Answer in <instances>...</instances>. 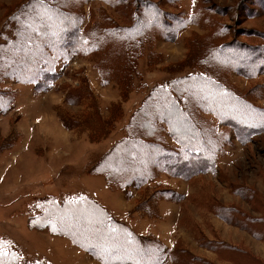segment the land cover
Returning a JSON list of instances; mask_svg holds the SVG:
<instances>
[{
	"label": "rangeland",
	"instance_id": "374dc122",
	"mask_svg": "<svg viewBox=\"0 0 264 264\" xmlns=\"http://www.w3.org/2000/svg\"><path fill=\"white\" fill-rule=\"evenodd\" d=\"M30 1L0 0V44L13 38L12 18L24 14ZM120 1L127 7L81 0L83 20L76 47L66 53L50 52L56 56L51 70L42 66L39 75L28 66L19 76H13L16 66L3 70L0 252L16 254L12 260L19 264L32 260L46 264L43 259L55 264H101L60 239L66 238L57 233L61 225L52 226L54 231L36 229L45 204L61 205L87 194L114 219L126 226L133 223L137 231L151 235L146 238L170 251L162 264H185L186 253L194 259L188 264H264V129L236 133L212 113L203 114L220 138L214 166L207 172L194 165L186 178L160 173L147 187L130 193L109 186L104 176L91 177L93 166L127 138L135 111L154 88H178L184 79L207 76L199 62L205 61L210 40L223 45V52L232 57L260 52L264 0ZM135 5L160 7L169 23L180 13L189 20L173 41L154 32L147 38L145 30L128 42L119 38L94 44L89 31L97 24L106 26L108 17L131 36L132 28H127L132 21L123 10L131 14ZM216 32L222 37L215 38ZM119 43H124L126 52ZM261 64L258 76L226 74L228 85L245 94L259 111L256 121L264 117ZM167 134V142L177 149ZM163 192L173 193V198ZM59 220L58 216L60 224ZM178 251L186 253L178 258Z\"/></svg>",
	"mask_w": 264,
	"mask_h": 264
},
{
	"label": "trees",
	"instance_id": "16d2710c",
	"mask_svg": "<svg viewBox=\"0 0 264 264\" xmlns=\"http://www.w3.org/2000/svg\"><path fill=\"white\" fill-rule=\"evenodd\" d=\"M102 1L109 6H124L120 0ZM80 2L81 0H44L42 3L31 0L26 5L24 14H15L12 18L15 21L14 36L7 38L5 44H0V77H3V70H14L15 66L18 72L13 76H19L20 72L24 74V67L28 66L40 75L42 66L48 70H51V65L53 68L56 56L52 57L50 52L66 53L68 49H74L79 24L83 20L78 6ZM157 7L135 5L131 14L123 10L126 19L132 21L127 28H132L131 36L127 34L128 30L118 29L116 21L108 17L106 26L100 27L97 24L89 31L94 44L102 46L107 39L119 38L121 42H128L129 37L139 38L145 30L149 34L146 35L147 38L160 33L164 39L175 40L189 19L183 18L180 13L173 16L174 22H166V14ZM219 34L221 33L216 32L217 36H213L218 39L222 37ZM209 43L204 52L208 54L205 61L199 62L208 71L204 72L207 76H201L197 80L184 79V84L178 88H154L135 111L127 126V138L119 141L93 166V174L104 176L109 186L130 193L132 189L147 187L160 173L186 178L194 165L199 167L198 170L207 172L214 166V152L220 138L203 114L212 113L222 125L230 127L232 131L236 130V133L264 129V117L261 121H256L254 117L259 111L245 94L231 88L226 81V74L230 71L244 74L247 78L256 76L261 70L257 66L259 61H262L260 66L264 68V47L257 54L247 52L245 55L239 53L240 55L232 57L233 54L223 52V45H217L215 40H210ZM119 44L126 52L124 43ZM142 52L140 49L138 54ZM130 67L131 65L125 71L129 72ZM118 75L113 76V79L119 82ZM1 97L0 94V103ZM165 132L177 143V149L167 142ZM163 194L168 197L172 195L170 199L173 198V193ZM49 203L56 207L52 208ZM47 207L50 210L47 211ZM43 212L45 215L39 218L36 229L50 228L54 231L53 227L61 225L63 228L57 232L59 235L70 239L101 264H162L169 256L170 251H166L157 240H149V237L136 234L85 194L73 200H65L61 205L48 202ZM185 253L178 251V258ZM186 256L185 264L194 261L189 253ZM15 257L16 254L11 251H2L0 264H19L17 260V263L12 260ZM36 262L32 260L24 264H41Z\"/></svg>",
	"mask_w": 264,
	"mask_h": 264
},
{
	"label": "crops",
	"instance_id": "0c3cea01",
	"mask_svg": "<svg viewBox=\"0 0 264 264\" xmlns=\"http://www.w3.org/2000/svg\"><path fill=\"white\" fill-rule=\"evenodd\" d=\"M92 178H98L99 177V179L101 178V176L100 175H94L93 174V176H91ZM94 180H96V179H94ZM103 180H105V178H103ZM85 193V192H84ZM87 195V194H86ZM89 196V195H88ZM96 198V197H95ZM94 199V198H93ZM97 199V198H96ZM95 199V200H96ZM100 203V202H99ZM101 204V203H100ZM104 206V205H103ZM105 207V206H104ZM132 224V226L131 225H129L128 224V226L136 233V234H138V235H141V236H151V235H149V234H147V233H143V231L141 230V231H137L136 230V227L134 226V224L133 223H131ZM140 230V229H139ZM60 239H63V240H65V241H67L68 243H70V246L71 247H73V248H76V249H79L82 253H84V255H88L85 251H83L82 249H80V248H78L76 245H74L73 243H72V241H70V240H68L67 238H62V237H60ZM89 257H91L90 255H88ZM92 258V257H91ZM43 261H45V263L46 264H55L54 262H52V260H50V259H48V260H45V259H43Z\"/></svg>",
	"mask_w": 264,
	"mask_h": 264
}]
</instances>
